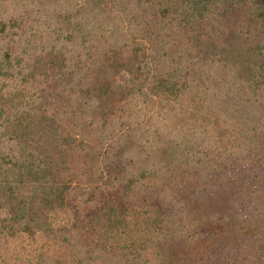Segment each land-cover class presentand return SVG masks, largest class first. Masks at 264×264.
<instances>
[{
	"label": "trees",
	"instance_id": "16d2710c",
	"mask_svg": "<svg viewBox=\"0 0 264 264\" xmlns=\"http://www.w3.org/2000/svg\"><path fill=\"white\" fill-rule=\"evenodd\" d=\"M88 132L114 189L73 166ZM240 228L264 245V0H0V264L232 257Z\"/></svg>",
	"mask_w": 264,
	"mask_h": 264
},
{
	"label": "rangeland",
	"instance_id": "374dc122",
	"mask_svg": "<svg viewBox=\"0 0 264 264\" xmlns=\"http://www.w3.org/2000/svg\"><path fill=\"white\" fill-rule=\"evenodd\" d=\"M95 134L93 132L86 134L87 138L84 139L86 150L77 157L79 161L73 160V166H77L76 172L86 174L87 182H83L86 186H101L102 179H104L107 182L111 181V184H108L109 189H114L117 182L113 181L112 178H108V173L112 172L110 167L111 160L114 159L110 154L118 152L121 142L114 139L108 144L101 145ZM127 143L130 151L125 149V155H121L120 158L123 159L124 163H130L129 165H131L137 153H134V141ZM137 149L139 150V146ZM163 155L164 152L163 154L158 153L157 158H166ZM165 161L167 160L165 159ZM79 162L81 164L80 168ZM113 192L115 191L113 190ZM224 204L225 198L217 195L208 205L202 208L200 214L206 216L214 212L226 213L228 209L224 208ZM210 229L209 233L212 235V232H215L218 228L211 227ZM246 230V228L233 230L235 239L240 245H231L239 250L236 254H233L231 249H227L233 254L232 257H222L220 252H214L212 240L205 239L186 247L168 248L167 264H264V245L260 244V242L253 243V239L258 237V230L256 232H252V230L249 233Z\"/></svg>",
	"mask_w": 264,
	"mask_h": 264
}]
</instances>
